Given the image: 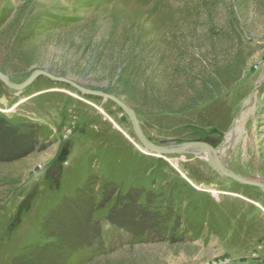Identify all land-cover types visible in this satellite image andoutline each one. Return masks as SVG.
<instances>
[{
	"label": "rangeland",
	"instance_id": "obj_1",
	"mask_svg": "<svg viewBox=\"0 0 264 264\" xmlns=\"http://www.w3.org/2000/svg\"><path fill=\"white\" fill-rule=\"evenodd\" d=\"M37 69L264 180V0H0V71ZM0 264H264V190L148 151L103 97L0 80Z\"/></svg>",
	"mask_w": 264,
	"mask_h": 264
},
{
	"label": "water",
	"instance_id": "obj_2",
	"mask_svg": "<svg viewBox=\"0 0 264 264\" xmlns=\"http://www.w3.org/2000/svg\"><path fill=\"white\" fill-rule=\"evenodd\" d=\"M40 75L45 76L46 78L54 80V81H60V82L67 83V84L77 88L79 91H81L83 93L97 95V96L103 97L106 100L112 101L115 105H117L123 112H125L129 116L131 123H132V127H133V131L135 133V136L138 138V140L143 145V147L151 150L152 152L158 153L159 155H164V154H169V153H181V152H183V150L187 149L190 146H194V145L195 146L196 145L202 146L205 148H211L213 151L215 150V147H213L210 143H207L205 141H187V142L177 144L174 147L155 145L152 142H150L147 139V137L144 135V133H143V131L139 125V121L137 119L135 112L126 103H124L122 100H120L116 96L111 95L109 93H105V92L99 91V90H91V89H88L86 87L80 86L79 84L75 83L74 81H72L69 78L57 76V75H54V74L47 72L45 70L37 69V70L33 71L21 83H14V82L10 81L4 75V73H2L0 71V80L5 85H7V86H9L15 90H19V89H22L23 87L27 86L29 83H31L33 81L34 78H36L37 76H40ZM221 147H222V145L219 148H221ZM216 156H217V153L214 151L213 168L218 174L231 177L232 179H234L238 182L248 184V185H253V186L259 187L260 189L264 190V180L262 178L257 177V176H243V175H241V174H239V173H237L231 169L221 168L220 167L221 163Z\"/></svg>",
	"mask_w": 264,
	"mask_h": 264
},
{
	"label": "bare ground",
	"instance_id": "obj_3",
	"mask_svg": "<svg viewBox=\"0 0 264 264\" xmlns=\"http://www.w3.org/2000/svg\"><path fill=\"white\" fill-rule=\"evenodd\" d=\"M253 96H255V92H254ZM254 98L255 97H253L252 101H249V100L247 101V103H250L249 104L250 106H247L245 108V110L240 114V116L237 119V126H239L240 128L243 127V123H244L247 115L249 113H253V111L255 110V108H254ZM238 124H240V125H238ZM174 146L175 145H169V146H166V147H174ZM147 150L148 151H151L149 149H147ZM214 151L217 153V156L216 157L219 159V152L216 150V148H215ZM214 151L211 148H205V147L198 146V145H196V146L195 145L194 146H190L187 149L183 150V152H193V153H196L201 158L207 160L211 166H213ZM153 153H155V152H153ZM156 154H158V153H156ZM219 161H220V159H219ZM220 167L221 168H224V169L226 168L222 163H221V166Z\"/></svg>",
	"mask_w": 264,
	"mask_h": 264
}]
</instances>
